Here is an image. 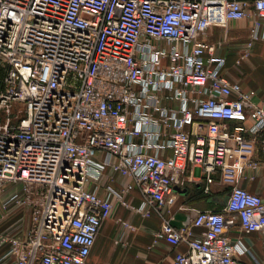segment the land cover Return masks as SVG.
Returning <instances> with one entry per match:
<instances>
[{"label":"built area","instance_id":"2783aa9c","mask_svg":"<svg viewBox=\"0 0 264 264\" xmlns=\"http://www.w3.org/2000/svg\"><path fill=\"white\" fill-rule=\"evenodd\" d=\"M244 19L247 47L264 41V0H0V221L29 212L24 236L0 230V264H87L116 205L165 210L156 239L186 248L172 264H264L236 257L224 216L264 233V200L239 185L257 143L264 157V109L203 38ZM191 167L226 205L176 228L168 208Z\"/></svg>","mask_w":264,"mask_h":264},{"label":"crops","instance_id":"0c3cea01","mask_svg":"<svg viewBox=\"0 0 264 264\" xmlns=\"http://www.w3.org/2000/svg\"><path fill=\"white\" fill-rule=\"evenodd\" d=\"M252 20L230 21L226 28L211 26L203 38L216 46V53L226 60L225 74L231 81L239 82L243 89L254 94L253 106L264 109V41L259 40L247 47ZM254 160L257 166L245 167L240 187L264 200V157L261 145L257 143ZM198 167L189 168L182 176L181 187H175V201L168 209L173 214L172 225L176 228L190 222L198 211H221L227 200L224 186L214 182L209 192H203L205 181ZM132 185L129 178L116 177L117 188ZM101 195L104 192L101 190ZM128 200L134 207L140 203L137 190L132 187ZM165 211V210H164ZM164 211H153L142 216L121 205H116L110 218L103 221L87 264H172L174 254L185 251L184 245L173 247L164 240H158L155 233L160 229ZM2 210H0V215ZM226 235L235 243L240 242L245 254L236 257L242 262L254 259L263 261L262 232L246 233L235 214L225 213ZM122 222L132 226L122 241L117 242ZM29 227L28 209H18L5 221H0V230L11 229L13 233L24 236ZM7 247L0 248V257ZM1 264H15L6 258Z\"/></svg>","mask_w":264,"mask_h":264}]
</instances>
